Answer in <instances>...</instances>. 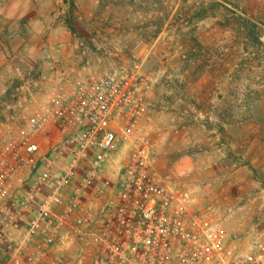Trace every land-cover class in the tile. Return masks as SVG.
<instances>
[{
    "label": "rangeland",
    "instance_id": "rangeland-1",
    "mask_svg": "<svg viewBox=\"0 0 264 264\" xmlns=\"http://www.w3.org/2000/svg\"><path fill=\"white\" fill-rule=\"evenodd\" d=\"M136 42L159 173L227 244H264V0H0V146L49 89L133 67Z\"/></svg>",
    "mask_w": 264,
    "mask_h": 264
},
{
    "label": "built area",
    "instance_id": "built-area-1",
    "mask_svg": "<svg viewBox=\"0 0 264 264\" xmlns=\"http://www.w3.org/2000/svg\"><path fill=\"white\" fill-rule=\"evenodd\" d=\"M133 67L49 89L0 146V249L8 264H264L233 248L163 177L139 128L152 99Z\"/></svg>",
    "mask_w": 264,
    "mask_h": 264
}]
</instances>
